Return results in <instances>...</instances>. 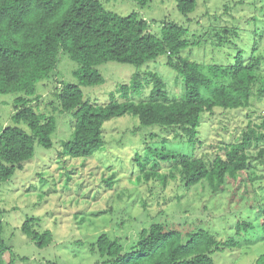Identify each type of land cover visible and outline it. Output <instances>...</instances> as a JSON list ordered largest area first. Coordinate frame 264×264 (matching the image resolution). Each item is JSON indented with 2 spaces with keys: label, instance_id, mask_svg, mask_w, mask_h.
I'll list each match as a JSON object with an SVG mask.
<instances>
[{
  "label": "rangeland",
  "instance_id": "1",
  "mask_svg": "<svg viewBox=\"0 0 264 264\" xmlns=\"http://www.w3.org/2000/svg\"><path fill=\"white\" fill-rule=\"evenodd\" d=\"M99 1L107 11L122 17L137 13L150 24L155 36H161L167 22L185 26L189 40L208 33L202 46L184 53L203 65L227 66L240 49L249 62L255 49L264 76L262 0H246L242 4L241 0H199V8L190 14L179 10L177 0H151L146 7L133 0ZM220 37L228 45L219 48L216 43ZM166 63V55L143 65L106 63L96 68L105 78L103 85L80 88L85 100L106 105L111 93L140 75L143 89L132 98L138 103L149 100L154 88L149 73H157L166 82L170 99L180 100L185 94L183 79ZM78 68L68 54L61 53L53 76L37 86L39 98L36 96L31 102L37 113L56 119L53 147L46 149L36 143L34 157L24 169L16 171L9 181L0 182L3 237L13 248L14 264H99L102 259L92 248L101 235L120 240L124 253H129L138 243L141 231L153 224L185 233L205 230L219 241L235 239L239 244L234 249L212 255L215 264H256L264 255V153L260 155L264 142L251 145V168L243 181L228 184L217 194L205 183L188 189L179 177L170 179L167 186L159 177L146 180L136 158H151V148L156 154L166 150L212 160L219 144L238 141L251 122L256 125L264 121V96H255L250 105L240 110L217 108L212 115L204 114L197 135L200 143L195 144L181 137L176 139L174 132L141 127L132 115L116 118L105 125L104 150L89 159H72L61 157L60 153L64 142L74 137L75 119L72 113L60 112L55 94L63 84L80 85L75 77ZM16 97L0 95V132L16 125L12 120ZM19 126L27 129L24 124ZM172 167V163L160 162L154 170L151 160L147 171L168 175ZM28 219H34L40 231L53 233L50 246L40 249L23 234L22 227Z\"/></svg>",
  "mask_w": 264,
  "mask_h": 264
},
{
  "label": "trees",
  "instance_id": "2",
  "mask_svg": "<svg viewBox=\"0 0 264 264\" xmlns=\"http://www.w3.org/2000/svg\"><path fill=\"white\" fill-rule=\"evenodd\" d=\"M133 1L146 7L151 0ZM177 4L183 14H190L199 8L200 2L177 0ZM161 32V36L153 35L150 24L137 13L119 16L107 11L99 0H0V95L17 96L12 117L16 125L0 132V182L9 181L16 171L24 169L34 157L36 143L46 149L53 147L56 119L37 113L31 102L37 96V86L53 76L61 53L68 54L79 65L75 77L80 83L63 84L55 94L60 112L72 113L75 119L74 137L64 142L61 157L92 158L105 149L106 123L127 115L137 117L141 127L174 132L176 139L181 137L195 144L204 114L212 115L217 108L240 110L250 105L255 96H264L261 60L255 57V49L249 62L240 49L227 66L203 65L191 61L184 53L202 46L208 33L189 40L188 29L173 22L163 24ZM216 44L219 48L224 44L222 37ZM165 55L166 64L183 79L182 99L172 101L162 76L149 73L154 88L147 101L132 100L143 89L140 75L111 93L106 105L85 100L80 86L105 83L97 67L110 62L143 65ZM254 142H264V121L256 125L251 122L238 141L219 144L212 160L166 150L156 154L151 148V158L140 161L137 156L136 160L146 180L159 177L167 186L170 179L179 177L188 189L205 183L217 194L228 184H240L248 174L249 149ZM151 160L154 170L160 167V162L172 163L173 167L168 175L148 172L147 164ZM36 226L34 219H28L23 224V234L40 249L50 246L53 233L40 231ZM3 233L0 210V264H14L13 248L7 245ZM238 244L235 239L219 241L205 230L185 233L153 224L141 231L138 243L129 253H124L120 240H112L108 234L101 235L92 249L102 259L99 264H215L212 255L234 249ZM256 264H264V255Z\"/></svg>",
  "mask_w": 264,
  "mask_h": 264
}]
</instances>
